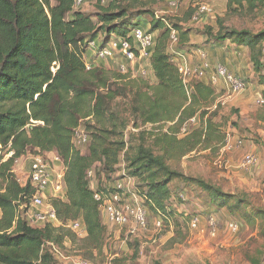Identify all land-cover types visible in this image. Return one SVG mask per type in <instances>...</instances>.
<instances>
[{"label":"trees","instance_id":"1","mask_svg":"<svg viewBox=\"0 0 264 264\" xmlns=\"http://www.w3.org/2000/svg\"><path fill=\"white\" fill-rule=\"evenodd\" d=\"M117 2L112 0L107 8L100 7V12L92 14L76 10V0H0V146L8 148L6 154L13 153L0 168V264H57L60 258L47 243L61 250L68 236L74 238L72 231L62 233L63 225L73 221H81L86 228L89 251H102L105 246L108 229L94 200L96 189L91 186L93 176L89 172L96 178L97 169L112 175L119 168L126 145L116 140L118 127L112 128V103L122 89L119 91L109 72L95 62H90L91 70H87L85 55L89 42L97 41L100 35L103 40L99 44L104 45L112 37H129L139 26L128 18L131 5L123 8ZM258 6L264 7V0H227L229 11ZM159 29L150 60V77L155 84H146V91H136L132 110L143 125L164 124L168 128L155 144L166 156H156L142 146L138 157L124 171L141 184V194L147 193L154 205L166 213V187L176 173L166 166L165 157L185 156L210 147L215 138L223 141L225 136L215 121L217 113H209L217 103L212 84L204 79L193 80L192 93L188 95L172 62L176 53L188 55L181 50L190 43L191 31L173 26L179 42L171 53V30L165 21L158 20L150 31ZM216 37L220 44L232 39L238 47L249 50L254 69L261 74L264 100V32L252 35L234 30ZM198 51L203 50L195 53ZM217 108L218 105L214 107ZM193 118L196 128L179 137L184 124ZM82 135L87 138L84 145L79 144ZM84 147L86 153L82 151ZM31 151L54 154L65 166V195L50 202L60 224L36 227L23 212L35 188L31 181L18 182L13 170L15 163ZM162 173H167L163 182L138 181L139 176L152 174L157 178ZM101 190L104 188L98 186L97 191ZM211 195L214 202L221 200L219 207L240 208L232 206L226 194L215 191ZM150 202L147 199L140 205L146 210Z\"/></svg>","mask_w":264,"mask_h":264},{"label":"rangeland","instance_id":"2","mask_svg":"<svg viewBox=\"0 0 264 264\" xmlns=\"http://www.w3.org/2000/svg\"><path fill=\"white\" fill-rule=\"evenodd\" d=\"M111 1L83 0L81 6H76V10L96 14L101 11L100 7L107 8ZM169 1L171 0H118L117 3L123 8L131 5V9L128 8L130 23H137L145 30H151L158 20H164L172 27L176 25L184 31H191L190 43L184 45L181 50L188 53L185 57L189 63H198L194 54L198 49L205 51L208 56H211L212 49L218 50L219 53L221 50L226 55V62L221 61V54L211 61L224 64L233 73L247 79L249 87L240 95L228 100L227 92L222 86L212 85L217 95L214 107L218 105V108L215 110L213 107L209 113H217L215 121L225 138L223 141L215 138L210 147L198 148L185 156L165 157L166 166L176 175H170L172 180L167 183L169 198L164 200V213L154 205V200L147 193L145 195L148 198L141 194L139 182L130 178L118 179L126 174L124 169L127 170V167L131 166L142 146L149 148L156 156H166L155 144L156 138L160 137L161 133H166L168 128L164 124L143 125L132 110L136 91H146L145 85L153 86L155 80L152 76H147L146 79L142 76L141 70L147 66L145 62L129 63L121 57L101 62L94 58L93 52L88 51L86 61L104 67L112 82L118 83L119 91L122 89L121 95L112 103V128L118 127L116 140L126 145L116 173L108 175L102 169H97L91 186L97 190L98 186L113 188L118 181H124V184L131 181L129 188L135 192L136 200L139 203L146 202L147 199L151 201L149 207L146 205L149 226L146 230L138 227L136 233L132 234L135 221L132 220L124 227H117L108 225L103 217L102 221L108 229L103 250L89 251L86 247V237L80 238L72 232L74 238L68 236L66 244L60 247L64 258H60L57 264H75L70 261L72 259L89 264H264V104L258 103L262 94L259 80L261 74L254 69L251 54L245 46L238 47L232 43V39L222 44L215 41L218 33L234 30L246 31L252 35L264 32V7L229 11L227 0H216L212 2L214 15L193 22L192 15L197 11V4L201 0H182L177 9H170ZM160 31L161 29L153 32L156 38ZM102 40L103 35H100L97 41L99 43ZM212 46L214 48L211 49ZM170 49L171 53L176 51V45H171ZM262 62L264 63V44ZM122 67L126 69L125 72H122ZM206 79L207 76L204 81ZM210 114L206 118L210 117ZM195 125L196 122L190 126V130L195 129ZM187 134L188 132L179 134V137H185ZM228 136L233 144L243 141V146L224 151V141ZM1 149L2 157L5 158L8 148L0 146ZM82 151L86 153L87 149L84 147ZM248 154L257 155L258 163L254 168L244 170L241 163ZM36 156H41L47 163L52 185L55 191L59 192L56 187L62 188L66 169L61 161L54 159L53 154L38 155L34 151L27 153L15 163L13 171L17 179L21 184L30 181L31 165ZM166 176L167 173L159 174L157 178L146 174L139 176L137 180L151 184L154 179L155 182H163ZM52 189L51 187V191ZM215 191L226 194L231 205H239L240 208L217 206L221 200L213 201L211 193L214 194ZM45 197L46 205L50 206L49 202L53 198L61 197V192H51ZM22 208L23 212L28 214L27 219L31 225L44 226L31 221L36 212L34 208ZM210 217L217 221L215 236L210 234ZM196 218L199 219V226L193 228L192 222ZM232 222L238 225L236 231L230 229L229 224ZM70 232L66 227L62 231L66 235Z\"/></svg>","mask_w":264,"mask_h":264},{"label":"built area","instance_id":"3","mask_svg":"<svg viewBox=\"0 0 264 264\" xmlns=\"http://www.w3.org/2000/svg\"><path fill=\"white\" fill-rule=\"evenodd\" d=\"M181 1L182 0H171L168 3V7L170 9H177L178 4ZM213 1L215 2L216 0H201V2L197 4V11L192 15V21L198 22L204 17L214 15V9L212 7ZM82 3L83 0H76V6H81ZM166 24L171 30V45L178 44L179 38L176 30L173 29L169 23L166 22ZM155 38L156 37L154 36L153 32L138 26L132 30L131 35L127 38L112 37L104 45H100L96 40H93L88 44V51L94 53V58L97 61H108L114 60L116 57H121L123 59L125 58L129 63H133L135 61H137V63L145 62L147 66L141 70V74L144 78H147V76H150V60L152 56V50L155 47ZM185 56L187 55L176 53V59H174V57L172 62L175 63L179 70L180 77L186 87L188 95L192 93V81L196 79H205L206 76L208 79L206 80L212 85L222 86V89L227 92L226 98L228 100L240 95L248 89L249 84L244 78L237 75L236 73H233L223 64L212 65L213 63H211V61L208 59L205 52L198 51L195 53L198 63L192 61L189 63ZM86 67L87 70H91L92 64L87 62ZM125 71L126 69L122 67V72ZM259 97L258 103L264 104L262 96L260 95ZM195 122L196 119L193 118L184 124L181 129V134L189 132L190 126L194 125ZM86 141L87 138L83 135L80 137L79 144H84ZM243 144V141H238L236 144H233L230 137L228 136L224 141L223 149L224 151H230L233 148L242 147ZM0 151H2V149ZM12 155L13 153L10 152L5 154L4 158L2 157V152H0V168L1 164ZM55 159L60 162L59 158L56 157ZM257 163V155L248 154L244 157L241 164L244 170H250L254 168ZM89 176L92 177L93 173L89 172ZM123 176L133 180L126 174H123ZM30 181L32 186L35 188V194L31 196L29 206L36 210V212L33 214V217H31V221L42 225L48 223L60 224L56 211L50 205V202V206L46 205L45 195L51 191L52 187V193L61 192V197L56 198H62L65 195L66 190L64 181L61 183L62 188L60 186L56 187L58 188L57 191H59L56 192L54 185H52L48 165L41 156H36L33 159L31 165ZM18 182L20 181L18 180ZM130 183L131 181H128L127 184H124V181H118L113 188H104V190L101 191L96 190L94 194V200L99 204L105 221L110 225L124 227L131 223L132 220L135 221L131 232L132 234H135L138 230V227L146 230L149 225L147 222V211L140 205L139 201L136 200L135 192L131 191L129 188ZM1 216L2 212L0 210V217ZM209 223L211 225L210 234L215 236L218 229L217 221L214 217H210ZM63 226L71 230L80 238H85L87 236V230L82 225L81 221L69 222ZM197 226H199L198 218L192 222L193 228H197ZM229 226L230 229L235 231L238 228V225L233 222L230 223ZM47 246L54 251L58 258H64V253L54 243H47ZM70 261L75 264H89L79 259H72Z\"/></svg>","mask_w":264,"mask_h":264},{"label":"crops","instance_id":"4","mask_svg":"<svg viewBox=\"0 0 264 264\" xmlns=\"http://www.w3.org/2000/svg\"><path fill=\"white\" fill-rule=\"evenodd\" d=\"M98 39H99V37L97 38V40H98ZM212 48H214V47L212 46L211 49H212ZM211 52H212V53H211V56H208V58H209L210 61H211V60L214 61V58L217 57L219 54H221V57H222V60H221V61H222V62H226V55H225L224 53H222L221 50H220L221 53H219L218 50H215V49H212ZM206 54H207V53H206ZM212 61H211V63H213ZM213 64L216 65V64H221V63H213ZM223 65H224V64H223ZM238 98H239V97H238ZM238 98H237V99H238ZM53 155H54V154H53ZM54 157H55V156H54ZM55 158H56V157H55ZM55 158H54V159H55ZM49 193H51V192H48V194H49ZM50 195H51V194H50Z\"/></svg>","mask_w":264,"mask_h":264},{"label":"clouds","instance_id":"5","mask_svg":"<svg viewBox=\"0 0 264 264\" xmlns=\"http://www.w3.org/2000/svg\"><path fill=\"white\" fill-rule=\"evenodd\" d=\"M204 52V51H203ZM206 53V52H205ZM194 54H195V52H194ZM207 55V54H206ZM207 57H208V55H207ZM209 59V58H208ZM215 65V64H214ZM214 86V85H213Z\"/></svg>","mask_w":264,"mask_h":264}]
</instances>
